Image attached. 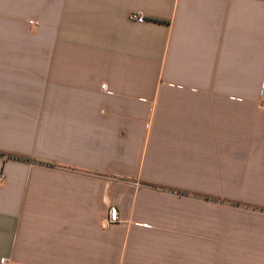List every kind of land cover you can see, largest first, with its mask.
<instances>
[{"label":"crops","instance_id":"0c3cea01","mask_svg":"<svg viewBox=\"0 0 264 264\" xmlns=\"http://www.w3.org/2000/svg\"><path fill=\"white\" fill-rule=\"evenodd\" d=\"M0 172L8 264H264V0H0Z\"/></svg>","mask_w":264,"mask_h":264},{"label":"built area","instance_id":"2783aa9c","mask_svg":"<svg viewBox=\"0 0 264 264\" xmlns=\"http://www.w3.org/2000/svg\"><path fill=\"white\" fill-rule=\"evenodd\" d=\"M128 19L130 21H134L137 23H143L144 22V18L138 14H130L128 16ZM30 24L37 25L36 23H32V22ZM3 180H4V175H3V173L0 172V186L3 183ZM119 222H120V220H119L118 211H117L116 207H114V206L109 207L107 210V215L102 220L103 229H107V228H109V227H111V226H113ZM0 264H8V261L5 259H0Z\"/></svg>","mask_w":264,"mask_h":264}]
</instances>
